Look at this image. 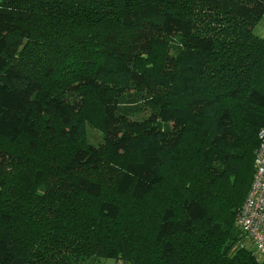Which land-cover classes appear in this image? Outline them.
Instances as JSON below:
<instances>
[{
    "label": "trees",
    "instance_id": "trees-1",
    "mask_svg": "<svg viewBox=\"0 0 264 264\" xmlns=\"http://www.w3.org/2000/svg\"><path fill=\"white\" fill-rule=\"evenodd\" d=\"M263 15L0 0V264H264L237 221L264 130Z\"/></svg>",
    "mask_w": 264,
    "mask_h": 264
},
{
    "label": "built area",
    "instance_id": "built-area-1",
    "mask_svg": "<svg viewBox=\"0 0 264 264\" xmlns=\"http://www.w3.org/2000/svg\"><path fill=\"white\" fill-rule=\"evenodd\" d=\"M255 171L237 221L256 249L264 256V130L258 132Z\"/></svg>",
    "mask_w": 264,
    "mask_h": 264
},
{
    "label": "rangeland",
    "instance_id": "rangeland-1",
    "mask_svg": "<svg viewBox=\"0 0 264 264\" xmlns=\"http://www.w3.org/2000/svg\"><path fill=\"white\" fill-rule=\"evenodd\" d=\"M254 33L262 38H264V15L262 16V18L256 23L255 27H254ZM92 127L89 128L90 133H93ZM245 245L248 248L253 249L254 248V244L252 242H250L249 240L245 241ZM259 257H263L262 255H260ZM82 264H118L115 262V260L113 258H108V259H104L101 261H97L95 258H90L88 260H85Z\"/></svg>",
    "mask_w": 264,
    "mask_h": 264
}]
</instances>
